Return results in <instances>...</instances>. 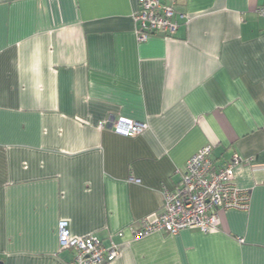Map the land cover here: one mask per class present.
Returning a JSON list of instances; mask_svg holds the SVG:
<instances>
[{
	"label": "crops",
	"instance_id": "1",
	"mask_svg": "<svg viewBox=\"0 0 264 264\" xmlns=\"http://www.w3.org/2000/svg\"><path fill=\"white\" fill-rule=\"evenodd\" d=\"M263 5L175 0L174 37L138 42L137 0H0V264H69L62 220L119 244L111 264H264ZM119 116L148 129H100ZM207 145L217 165L245 160L249 209L132 240Z\"/></svg>",
	"mask_w": 264,
	"mask_h": 264
},
{
	"label": "built area",
	"instance_id": "2",
	"mask_svg": "<svg viewBox=\"0 0 264 264\" xmlns=\"http://www.w3.org/2000/svg\"><path fill=\"white\" fill-rule=\"evenodd\" d=\"M174 5L175 0H137L132 14L136 40L144 42L157 34L173 38L179 27ZM256 14L264 19V5L257 8ZM99 127L125 138L137 137L148 129L147 123L123 116L101 123ZM211 153L212 148L204 146L185 162L177 171L179 180L174 190H163V203L154 217L142 218L136 226L128 227L132 240L155 233L176 235L186 229L216 232L223 212L249 209V192L234 182V169L245 160L235 154L225 164L217 165ZM130 181L139 182L134 178ZM57 234L59 251L72 252L69 264H111L119 255V244L110 239L108 245H104L94 235L75 237L64 220L58 222ZM117 236L122 237L123 233Z\"/></svg>",
	"mask_w": 264,
	"mask_h": 264
}]
</instances>
